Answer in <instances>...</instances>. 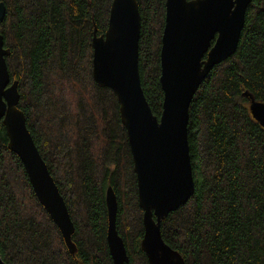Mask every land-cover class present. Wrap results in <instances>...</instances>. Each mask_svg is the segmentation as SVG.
I'll list each match as a JSON object with an SVG mask.
<instances>
[{
	"label": "trees",
	"instance_id": "trees-1",
	"mask_svg": "<svg viewBox=\"0 0 264 264\" xmlns=\"http://www.w3.org/2000/svg\"><path fill=\"white\" fill-rule=\"evenodd\" d=\"M112 0H0V22L18 107L63 197L73 254L36 201L0 121V257L5 264H112L105 193L117 198L116 229L129 261L140 248L142 211L114 93L92 77V34L106 31ZM138 70L147 105L162 111L160 47L165 0H135ZM235 53L215 65L188 110L194 193L161 221L164 242L185 264H264V128L247 93L264 103V0H251Z\"/></svg>",
	"mask_w": 264,
	"mask_h": 264
},
{
	"label": "water",
	"instance_id": "water-1",
	"mask_svg": "<svg viewBox=\"0 0 264 264\" xmlns=\"http://www.w3.org/2000/svg\"><path fill=\"white\" fill-rule=\"evenodd\" d=\"M251 0H165V18L160 47L159 83L163 92L159 118L152 114L141 88L138 70L140 14L135 0H112L107 29L92 34V77L99 87L114 93L119 119L127 135L136 176L137 201L142 211L140 248L148 264H185L181 255L161 235V221L187 203L194 193L187 140L188 110L196 89L220 62L238 46L246 8ZM6 9L0 2V22ZM0 34V121L7 149L21 162L36 201L61 234L67 252L73 223L47 165L19 110L17 81L10 80ZM212 44V45H211ZM248 98V114L264 128V103ZM0 123V124H1ZM111 187L105 193L106 241L112 264L129 261L116 229L117 198ZM0 264H5L0 257Z\"/></svg>",
	"mask_w": 264,
	"mask_h": 264
},
{
	"label": "flooded vegetation",
	"instance_id": "flooded-vegetation-1",
	"mask_svg": "<svg viewBox=\"0 0 264 264\" xmlns=\"http://www.w3.org/2000/svg\"><path fill=\"white\" fill-rule=\"evenodd\" d=\"M212 45V44H211Z\"/></svg>",
	"mask_w": 264,
	"mask_h": 264
}]
</instances>
